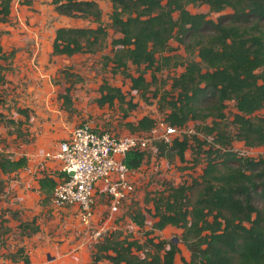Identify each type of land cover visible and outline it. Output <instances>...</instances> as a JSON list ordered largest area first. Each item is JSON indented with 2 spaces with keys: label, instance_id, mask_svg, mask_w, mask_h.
<instances>
[{
  "label": "trees",
  "instance_id": "trees-1",
  "mask_svg": "<svg viewBox=\"0 0 264 264\" xmlns=\"http://www.w3.org/2000/svg\"><path fill=\"white\" fill-rule=\"evenodd\" d=\"M49 1L61 15L90 18L97 23L95 28H57L52 54L92 53L103 46L107 31L100 24V10L94 1ZM109 2V25L119 35L110 41L115 46L111 60L116 70L124 72L127 63L135 67L144 65L152 72L169 65L171 56L161 55L158 62L155 54L164 51L173 37L185 52L194 55L181 63L175 60L171 63L182 66V70L170 78L168 89L161 91L156 102L160 110L167 109L164 121L168 124L180 127L187 121H195L196 132H202L210 141L189 136L196 145L206 146L200 182H195L200 187L197 195L188 196L191 186L180 185L169 187L166 195L152 200L156 219L146 235L165 225L180 228L179 242L186 247L188 258L176 262L179 249L171 240L146 237L139 242L110 233L94 245L88 264H98L102 259L106 264H264V156H243L232 149L234 142L249 149L264 145V0ZM9 3L10 0H0V21L6 20ZM187 5H206L208 12L213 13L228 12L212 20L204 13L189 12ZM124 76L129 80V89L141 97L148 92L153 98L157 96L160 87L148 91L154 75L151 74L150 81H146L142 71L136 76L128 73ZM101 89L105 93L97 99L99 105L111 104L113 100L124 102L119 88L103 84ZM60 97L69 102L67 94ZM227 100L233 101L235 109L231 119L233 131L220 125ZM126 102L129 108L134 107L130 101ZM261 110L263 113L257 114ZM128 125L130 131L145 132L152 127L153 119L142 116L134 125ZM189 137L174 139L170 146L156 144L158 154L170 156L174 152L182 160ZM148 155L130 151L124 162L136 170ZM25 164L24 156L13 159L0 153L1 174ZM53 184L54 179L47 175L37 180L43 194H50ZM3 187L0 178V202ZM129 217L134 226L143 227L144 215L140 210ZM4 221L0 220L3 229L0 235L8 231ZM8 257L11 262L17 261L13 254ZM23 263L27 264L28 259L24 258Z\"/></svg>",
  "mask_w": 264,
  "mask_h": 264
},
{
  "label": "rangeland",
  "instance_id": "rangeland-1",
  "mask_svg": "<svg viewBox=\"0 0 264 264\" xmlns=\"http://www.w3.org/2000/svg\"><path fill=\"white\" fill-rule=\"evenodd\" d=\"M92 1L100 10V24L107 31L103 46L92 53L52 54L57 28H95L97 23L90 18L61 15L49 0H10L9 14L5 21H0V153L13 159L26 157L24 167L0 173L4 183L0 220H5L3 225L8 229L0 235V264H24V258L28 259L27 264H88L94 245L110 233L139 242L146 237L171 240L179 249L176 262L188 258L186 247L179 242L180 228L165 225L160 230H151L148 235L146 232L156 219L152 200L166 195L169 187L190 185L192 190H188V196L197 195L200 187L195 182H200L206 146L196 145L190 137L182 160L174 152L170 156L159 155L157 150L150 152L130 177L134 200L109 213L107 203L100 196L89 224L80 220L73 206L53 207L49 193L43 194L38 188L37 180L43 175L57 179L59 164L46 153L52 152L57 142L74 128L83 125L97 132L125 134L136 132L130 131L128 123L134 125L142 116L164 119L167 109L160 110L157 97L163 89H168L170 78L182 70V66L171 63L194 58L173 37L164 51L155 54L158 62L161 55L171 56L169 65L152 72L144 65L135 67L127 63L124 72L116 70L111 60L115 46L110 41L119 35L109 25L111 3L109 0ZM186 8L191 13H204L212 20L228 12H208L206 5H187ZM141 71L146 81L154 75L148 91L160 87L155 98L148 92L144 99L129 89L125 73L136 76ZM262 73L264 76V68ZM103 84L119 88L124 102L113 100L111 104L99 105L97 99L105 93L101 89ZM62 94H67L68 103L63 102ZM126 101L134 107L129 108ZM223 112L220 125L233 131L231 119L235 109L232 100L225 101ZM262 113L263 110L257 112ZM188 124L197 125L195 121H187L182 126ZM198 134L196 138L201 141L200 137L205 136L202 132ZM232 149L243 156H264V145L249 149L234 142ZM132 210H140L144 215L143 227L138 228L130 221ZM97 229L99 234L94 236ZM19 248L21 250L17 251ZM9 254L17 261L11 262ZM98 264H106V261L102 259Z\"/></svg>",
  "mask_w": 264,
  "mask_h": 264
},
{
  "label": "built area",
  "instance_id": "built-area-1",
  "mask_svg": "<svg viewBox=\"0 0 264 264\" xmlns=\"http://www.w3.org/2000/svg\"><path fill=\"white\" fill-rule=\"evenodd\" d=\"M184 135L199 134L193 125L172 126L163 117L153 119L152 127L145 132L114 134L93 131L83 125L74 128L57 142L52 152L46 153L58 162L60 174L50 190V204L55 208L73 206L85 224L94 217L93 208L100 196L107 203L109 213L118 211L134 200L130 177L135 170L125 164V154L130 151L154 153L157 143L171 145L174 139ZM200 138L210 141L209 137ZM98 234L97 229L93 235Z\"/></svg>",
  "mask_w": 264,
  "mask_h": 264
}]
</instances>
